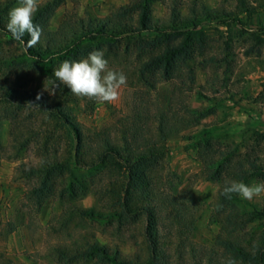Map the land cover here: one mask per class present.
Masks as SVG:
<instances>
[{
  "label": "rangeland",
  "instance_id": "rangeland-1",
  "mask_svg": "<svg viewBox=\"0 0 264 264\" xmlns=\"http://www.w3.org/2000/svg\"><path fill=\"white\" fill-rule=\"evenodd\" d=\"M46 1L40 0V3ZM131 1L64 0L47 22L46 29L55 32L66 19L71 22L79 18L103 19ZM240 1L157 0L150 5L149 16L153 23H161L174 4L183 16H188L193 7H205L220 14L235 12L244 9ZM260 1L248 0V9L241 16L243 28L249 33L236 24L231 29L216 23L204 27L203 52L188 61L195 69V84L190 89L184 79L186 75L179 71L171 80L149 74L148 80L156 83L157 89L150 93L147 89L141 90L143 84L133 71L137 56L127 55V44H119L114 45L115 51L109 58L104 57L110 70L122 72L127 78L126 85L119 90V99L113 103L87 97L64 101L68 113L84 127L92 146L104 136L119 140L120 127L128 117L129 122H133L139 111L148 115L145 117L149 122V113L154 111L155 104L180 115L186 105L191 108L205 106L213 112L169 140V153L154 172L157 189L162 195L160 201L165 203V199L174 198L177 208L184 207L189 211H184L183 220L188 221L185 226L175 218L173 206H163L155 230L165 264H226L232 259L221 239H231L249 247L261 242L264 219L244 223L243 219L237 218L261 210L264 195L252 200L237 195L233 207H218L225 181L243 180L235 179L233 173L225 174L224 181L209 180L197 146L181 137L190 134L199 139L204 129H211L215 142L238 144L236 159L251 155L264 160V4L260 6ZM15 6L18 3L11 9ZM251 34L260 36L262 43L259 44ZM91 48V51L103 50L105 56L109 53V46L105 44L102 48L100 45ZM137 48L138 44L131 43L129 53ZM21 54L20 44L0 34V93L3 88L15 86L20 93L48 101L55 99L58 86L63 84L55 83V77L49 71L59 67L62 58L51 64L37 65L19 57ZM210 58H216V61ZM127 64H130L128 68L125 67ZM52 124L37 109L17 111L16 107L0 103V254L12 260V263H5V259H1V264H100L94 259H63L53 252L55 247L73 242L80 247L99 243L128 262L146 260L151 254L147 218L120 217V206L108 193L100 192L101 189L105 191L108 182L104 171L76 170V175L66 172L63 181L54 180L56 189L42 207L35 209L29 196L41 178L27 177L25 173L45 161L64 159L63 152L67 150L65 138L55 144H44V131H53ZM18 128L25 132L37 129L38 135L17 152L12 141ZM75 176L83 186H76L72 193L69 188L75 184ZM243 182L251 185L264 180L250 178ZM91 209L99 214L98 218L91 219L82 214V210ZM64 214L69 221L66 230L60 224ZM231 219L239 223H231ZM190 221L193 222L189 224Z\"/></svg>",
  "mask_w": 264,
  "mask_h": 264
},
{
  "label": "trees",
  "instance_id": "trees-1",
  "mask_svg": "<svg viewBox=\"0 0 264 264\" xmlns=\"http://www.w3.org/2000/svg\"><path fill=\"white\" fill-rule=\"evenodd\" d=\"M63 1L47 0L40 3L33 22L40 26L42 35L34 47L26 50V43L30 40V36L25 34L23 37L25 44H22L14 40L6 30L9 20L8 13L11 7L18 3V0H0V34L9 37L11 42L21 45L22 54L19 57L26 58L37 65L51 64L58 58H62V62L65 60L79 61L90 53L91 46L100 45L102 48L103 44L109 46V53L105 56L109 58L110 54L115 51L116 46L114 45L127 44V55L137 56L138 62L133 71L143 84L141 90L147 89L149 93L156 91L157 87L156 83L148 80L147 75L171 80L178 75L179 71H183L186 75L184 79L190 89L195 84V69L188 64V61L194 59L200 51L203 52L206 39L204 27L216 23L228 29H231L234 24L243 28L241 16L249 5L248 0H241L240 6L244 9L222 14L207 10L205 7L199 9L193 7L188 16H183L174 4L164 21L153 23L150 20L149 8L157 0H132L106 18H79L73 22L66 19L57 31H47V22ZM263 4L264 0H261L259 5ZM243 31L249 33L247 29L243 28ZM251 35L259 44L262 43L260 36ZM131 43L138 44V48L129 53ZM210 59L213 62L216 61V58ZM129 66L130 64H127L125 67ZM49 74L53 75V71L50 70ZM57 92V97L52 101L37 99L38 96L26 92L20 93L15 86L3 88L0 93V103L5 102L16 107L17 111L37 109L52 121L54 130L44 131L45 145H49L50 142L55 144L61 138H65L68 142L67 150L63 152L64 159L45 161L25 173L27 177L41 178L40 184L30 191V201L34 203L35 209H40L56 189L54 180L63 181L66 172L76 175L74 173L76 170L104 171L108 182L105 191L101 189L100 192L108 193L110 198L120 206V217L145 216L147 218V235L150 240L151 254L146 260L128 262L118 253H113L111 249L96 242L87 243L83 247L73 242L68 246H57L52 251L63 259H94L100 264H165L155 230L159 223L160 213L164 205L173 206L175 218L186 226L188 221L185 222L183 217L186 213L184 211L188 209L177 208L175 205L177 201L174 198L165 199V203L160 201L162 195L157 189L154 172L160 168L169 153V140L199 124L202 119L213 112L205 106L191 108L186 105L180 115L165 111L155 104L154 111L151 115L149 113V122L146 119L148 115L139 111L134 115L133 122H129L128 117L120 127L119 140L104 136L92 146L84 127L76 122L65 108L64 101H75L77 96L73 95L66 85L58 86ZM172 110L173 107L170 111ZM17 132L12 141L17 152L26 148L31 138L38 135L37 129L31 132L28 129L25 132L18 128ZM213 132L211 129H204L199 139L196 135L182 134L181 136L197 146L198 156L205 163L209 180L224 181L225 174L228 173H233L237 180L247 181L250 178L264 180L263 159L251 155H246L240 160L236 159L238 144L233 142L221 145L214 141L211 136ZM73 183L76 185L71 184L69 188L72 193L78 186H83V182H80L76 176ZM222 192L223 189L220 192L218 206H224V209L233 207L237 194H233L232 198L228 199ZM82 214L91 219L99 217L94 209L82 210ZM235 219H231V223H239ZM237 219H243L244 223L264 219V207ZM192 222L190 221L189 224ZM60 224L65 230L68 228L67 214L62 215ZM220 241L230 253L234 264H264V232L261 242L256 246H243L231 239ZM1 259H5V263H12V260L5 258L4 254H0V264Z\"/></svg>",
  "mask_w": 264,
  "mask_h": 264
},
{
  "label": "clouds",
  "instance_id": "clouds-1",
  "mask_svg": "<svg viewBox=\"0 0 264 264\" xmlns=\"http://www.w3.org/2000/svg\"><path fill=\"white\" fill-rule=\"evenodd\" d=\"M40 6V0H18V6L10 9L6 30L12 38L25 44L23 37L30 36L26 50L34 47L42 35V29L34 24L33 18ZM103 50L91 51L87 58L79 61L65 60L53 70V76L60 84L66 85L77 97H87L99 102L113 103L119 99V90L126 85L127 78L122 72L108 68ZM58 86V85H57ZM40 97L38 96L37 99ZM31 105V104H29ZM222 194L228 199L233 194L246 200L264 195V182H254L251 185L243 181L226 180ZM219 207V206H218ZM227 264H234L229 260Z\"/></svg>",
  "mask_w": 264,
  "mask_h": 264
}]
</instances>
